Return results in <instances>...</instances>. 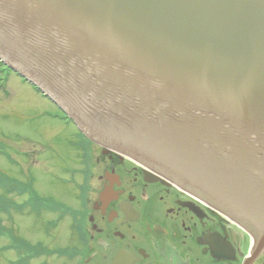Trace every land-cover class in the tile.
I'll return each instance as SVG.
<instances>
[{"label": "water", "instance_id": "95a60500", "mask_svg": "<svg viewBox=\"0 0 264 264\" xmlns=\"http://www.w3.org/2000/svg\"><path fill=\"white\" fill-rule=\"evenodd\" d=\"M0 50L264 243V0H0Z\"/></svg>", "mask_w": 264, "mask_h": 264}, {"label": "flooded vegetation", "instance_id": "af4514ba", "mask_svg": "<svg viewBox=\"0 0 264 264\" xmlns=\"http://www.w3.org/2000/svg\"><path fill=\"white\" fill-rule=\"evenodd\" d=\"M93 186L82 197L65 264H264L236 223L135 161L93 145Z\"/></svg>", "mask_w": 264, "mask_h": 264}, {"label": "rangeland", "instance_id": "374dc122", "mask_svg": "<svg viewBox=\"0 0 264 264\" xmlns=\"http://www.w3.org/2000/svg\"><path fill=\"white\" fill-rule=\"evenodd\" d=\"M3 83L11 94L7 100L1 89ZM58 111L51 103L44 102L29 84L0 65V138L4 142L7 140L13 157L12 163L0 154V168L9 176L28 181L41 195L54 196L70 209L73 206L76 209L79 206L78 191L70 177L73 174L80 183V176L75 172L81 168L78 165L80 150L77 146L81 139L74 125L54 116ZM28 212L25 210L24 214H14V226L23 238L33 243L41 241L51 250L66 248L75 241L69 213L62 217L58 228L48 233L50 226L47 220L53 215L45 212L38 216ZM28 221L29 228H26ZM4 224L12 225L6 215ZM8 243L9 240L0 238L1 246ZM13 257L0 252V264H9L10 258H16ZM55 257L56 254L52 253L35 261L46 258L54 264L63 263Z\"/></svg>", "mask_w": 264, "mask_h": 264}, {"label": "bare ground", "instance_id": "6f19581e", "mask_svg": "<svg viewBox=\"0 0 264 264\" xmlns=\"http://www.w3.org/2000/svg\"><path fill=\"white\" fill-rule=\"evenodd\" d=\"M58 225L60 226L61 224L59 223ZM58 225H57V226H58ZM59 226H58V227H59ZM25 227H26V228H29V221L26 222ZM58 227H56V228H58Z\"/></svg>", "mask_w": 264, "mask_h": 264}]
</instances>
